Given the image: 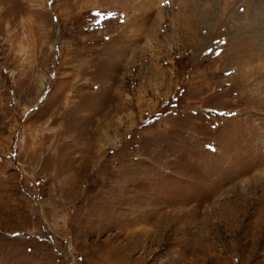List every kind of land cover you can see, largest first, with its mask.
Wrapping results in <instances>:
<instances>
[{"label": "rangeland", "instance_id": "obj_1", "mask_svg": "<svg viewBox=\"0 0 264 264\" xmlns=\"http://www.w3.org/2000/svg\"><path fill=\"white\" fill-rule=\"evenodd\" d=\"M262 69L264 0H0V264H264Z\"/></svg>", "mask_w": 264, "mask_h": 264}, {"label": "bare ground", "instance_id": "obj_2", "mask_svg": "<svg viewBox=\"0 0 264 264\" xmlns=\"http://www.w3.org/2000/svg\"><path fill=\"white\" fill-rule=\"evenodd\" d=\"M249 59H250V58H249ZM251 70H252V69H251ZM262 70H264V69H262ZM262 70H261V71H262ZM252 71H253V70H252ZM262 72H263V71H262ZM245 75H246V74H245ZM247 78H248V76H247Z\"/></svg>", "mask_w": 264, "mask_h": 264}]
</instances>
